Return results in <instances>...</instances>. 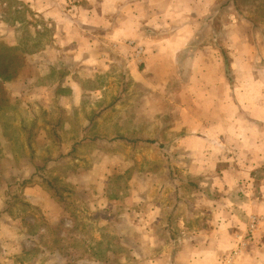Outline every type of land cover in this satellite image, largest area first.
Segmentation results:
<instances>
[{
  "label": "rangeland",
  "instance_id": "374dc122",
  "mask_svg": "<svg viewBox=\"0 0 264 264\" xmlns=\"http://www.w3.org/2000/svg\"><path fill=\"white\" fill-rule=\"evenodd\" d=\"M93 1L0 0V264H255L264 91L239 107L236 88L264 90V0L203 17L193 49L229 70L224 108L221 77L189 75L187 54L165 76L127 30L97 44ZM254 50L262 74L236 76L233 54Z\"/></svg>",
  "mask_w": 264,
  "mask_h": 264
},
{
  "label": "crops",
  "instance_id": "0c3cea01",
  "mask_svg": "<svg viewBox=\"0 0 264 264\" xmlns=\"http://www.w3.org/2000/svg\"><path fill=\"white\" fill-rule=\"evenodd\" d=\"M220 1L221 0H97V44L101 45L104 40L114 38L115 34L119 31L127 30L126 33H129L128 35H137L136 37L142 39L143 44L147 46L146 59L149 61L148 65L151 64L156 74L158 71L159 75L162 74L165 76H173L174 70L179 69L176 62H178L180 57L187 54L186 60L189 65L187 67L185 64H182V66L188 69L189 75L221 77L220 85H217L218 81L215 84L217 85L216 91H219L220 94L216 97V101L219 102L221 100V106L224 108L225 101H229L228 94L230 90L227 88L224 78L227 71L229 73V70L225 69V64L220 56H215V54L211 53L209 56H205L209 51L208 49H193L195 44H200L204 41L199 36V31H201V28L205 25L203 17L211 15L212 13L224 11L222 7L223 4L219 3ZM94 5L95 3L92 0V4L81 7L79 11L81 13H84V11L91 12ZM135 13L142 14V19L136 17ZM174 14H178V16ZM174 18L177 20L175 21ZM119 22H122L120 26L118 24ZM208 24L209 23L206 22V25ZM238 38L239 42H241L240 44L243 43L245 45V49L247 46L246 40H242L240 36ZM216 42L218 44L217 40ZM221 42L227 44V38H224ZM244 49H240L239 53H245ZM255 51L256 50H254V53L251 55L247 54L241 57L233 54L231 58V67L236 76L244 74L246 76H259L262 74V69L259 68L260 65L255 64ZM211 55L214 57L210 58ZM213 58L215 62H210L209 60ZM249 64H252L253 67L249 68ZM131 75L133 76L134 74L129 73L127 77H132ZM80 87L81 85L78 83L73 84V92H79L81 90ZM253 88H256L257 92L264 91L262 90V85L254 84L253 86L238 87L236 88V92L248 95L251 89L252 92H254ZM211 92L213 94V88ZM224 92L226 97L224 96ZM64 98L65 96L63 99ZM248 99H254L253 108L261 103V98L259 96H250V98L240 99L239 102L236 103L237 106H245L250 102ZM223 123H229V121L226 120ZM188 138L189 139L186 138L183 141L184 145H186L188 149H195L196 146L194 145L198 143L196 137L190 136ZM226 139L228 141L230 138ZM254 203V201H250L246 207H251L253 210L258 207L254 205ZM234 221L241 223V228H244L246 225L242 222L245 221L247 224L248 220L247 218L243 220L238 216ZM236 230L232 231L234 233L237 232L236 238L234 236L236 241L233 240V244L231 242L226 246L220 244L221 246H219L217 250L225 251L226 248L236 247V243L241 241L243 235L242 232H239L241 230ZM256 242H264V234L261 230L258 233V240H256ZM252 250L255 251L253 254L259 253V259L257 258V254L254 255L255 264H264V245L254 244ZM216 259L218 260V255H216ZM218 263L222 264L221 262ZM236 264H239V261L236 262Z\"/></svg>",
  "mask_w": 264,
  "mask_h": 264
},
{
  "label": "built area",
  "instance_id": "2783aa9c",
  "mask_svg": "<svg viewBox=\"0 0 264 264\" xmlns=\"http://www.w3.org/2000/svg\"><path fill=\"white\" fill-rule=\"evenodd\" d=\"M256 222H257V221L253 219V222H252V224H251V228H252V230L256 227V224H257ZM232 260H233V256H232V257H228L226 263H227V264H232V262H233Z\"/></svg>",
  "mask_w": 264,
  "mask_h": 264
}]
</instances>
